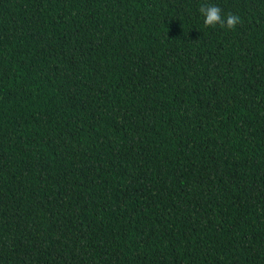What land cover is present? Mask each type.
Here are the masks:
<instances>
[{"label": "trees", "instance_id": "16d2710c", "mask_svg": "<svg viewBox=\"0 0 264 264\" xmlns=\"http://www.w3.org/2000/svg\"><path fill=\"white\" fill-rule=\"evenodd\" d=\"M0 264H264V0H0Z\"/></svg>", "mask_w": 264, "mask_h": 264}, {"label": "clouds", "instance_id": "9594fccd", "mask_svg": "<svg viewBox=\"0 0 264 264\" xmlns=\"http://www.w3.org/2000/svg\"><path fill=\"white\" fill-rule=\"evenodd\" d=\"M199 12L204 16V24L208 27L216 25L226 26L228 29H235L241 22L240 17L234 13L222 16V9L217 5L202 4Z\"/></svg>", "mask_w": 264, "mask_h": 264}]
</instances>
